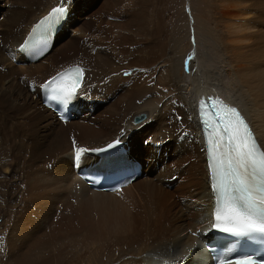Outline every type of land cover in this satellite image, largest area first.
<instances>
[{"label":"bare ground","instance_id":"obj_1","mask_svg":"<svg viewBox=\"0 0 264 264\" xmlns=\"http://www.w3.org/2000/svg\"><path fill=\"white\" fill-rule=\"evenodd\" d=\"M163 1L0 0V213L11 207L1 264H200L213 192L196 104L204 93L225 96L264 148V0H187L184 35L173 40ZM66 5L52 51L15 65L32 25ZM73 65L85 82L77 119L63 124L39 92ZM115 139L145 163L143 176L93 192L73 152Z\"/></svg>","mask_w":264,"mask_h":264},{"label":"snow or ice","instance_id":"obj_2","mask_svg":"<svg viewBox=\"0 0 264 264\" xmlns=\"http://www.w3.org/2000/svg\"><path fill=\"white\" fill-rule=\"evenodd\" d=\"M65 12L64 6L54 7L34 26L30 39L39 43L42 37L38 34L48 31L63 18ZM73 74L75 79L65 83L64 78ZM82 79L83 69L77 66L52 77L41 87L52 93L48 99L68 104L76 97ZM217 106L228 119L223 129L227 137L217 133L216 139L209 141V167L215 195L212 227L235 237L264 239V148L257 143L249 125L235 108L220 101H217ZM206 107L202 105L201 111ZM203 123L207 125L209 121L203 119ZM112 147L113 144L108 145V148ZM86 151L88 149L77 148L76 157L79 158ZM235 264H253V261L244 258L236 260Z\"/></svg>","mask_w":264,"mask_h":264},{"label":"rangeland","instance_id":"obj_3","mask_svg":"<svg viewBox=\"0 0 264 264\" xmlns=\"http://www.w3.org/2000/svg\"><path fill=\"white\" fill-rule=\"evenodd\" d=\"M166 3L168 5H166ZM162 5L164 6V9H165V17L168 19V23H167L168 27H169L168 39L173 40L174 38H181L184 35V32H185V31H183V29H185V27H184L185 26L184 23H185V19H186L185 15L189 16L190 15L189 12L191 11V9H190V11L188 9L189 6H188V3H187V0H164L162 2ZM191 6L192 5H190V8H191ZM2 12L5 13V10L4 11H0V19L2 17ZM85 15L87 16V13H85ZM68 32H71V31L69 30ZM166 37H167V35H166ZM190 38H191V36H190ZM190 41L192 43L193 39H191ZM186 43H188V41ZM24 88H26V86H24ZM30 93H32V91H30ZM34 99H36V96L34 97ZM90 104L93 105L94 107H98L97 111L101 110V108L98 106V104H95V103H84L86 112L88 111L87 110V106L90 105ZM129 146H130V144H129ZM8 164L10 165V161L8 162ZM2 177H4V176H2ZM177 197L178 196H175L176 199H178ZM3 206L4 205H0V207H3ZM10 209H11V207L5 206L4 207V212L5 213L4 212L0 213V219L2 220V223H5V226H3L2 229H0V239L3 238V237H6L8 235V233H9L10 220H8V217L10 216V213H9ZM14 209H16V207Z\"/></svg>","mask_w":264,"mask_h":264},{"label":"water","instance_id":"obj_4","mask_svg":"<svg viewBox=\"0 0 264 264\" xmlns=\"http://www.w3.org/2000/svg\"><path fill=\"white\" fill-rule=\"evenodd\" d=\"M144 119H145V116H142V115L141 116H137V117H135L134 122H135V124H139Z\"/></svg>","mask_w":264,"mask_h":264}]
</instances>
